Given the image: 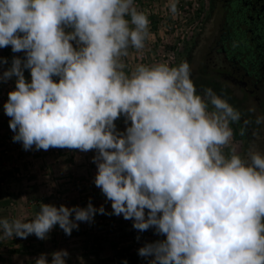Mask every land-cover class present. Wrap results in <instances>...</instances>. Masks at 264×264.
Wrapping results in <instances>:
<instances>
[{
  "label": "clouds",
  "instance_id": "9594fccd",
  "mask_svg": "<svg viewBox=\"0 0 264 264\" xmlns=\"http://www.w3.org/2000/svg\"><path fill=\"white\" fill-rule=\"evenodd\" d=\"M148 26L134 0H0V48L24 53L0 75L16 78L3 106L13 142L95 150L94 184L112 209L43 203L30 221L0 219V238L47 240L57 225L70 236L97 214L122 215L163 237L138 249L148 264H264V156H225L241 113L212 89L198 94L187 61L125 73L121 58L145 47ZM49 255L50 264L69 258L61 249L35 264Z\"/></svg>",
  "mask_w": 264,
  "mask_h": 264
},
{
  "label": "rangeland",
  "instance_id": "374dc122",
  "mask_svg": "<svg viewBox=\"0 0 264 264\" xmlns=\"http://www.w3.org/2000/svg\"><path fill=\"white\" fill-rule=\"evenodd\" d=\"M145 1L148 6H152L151 9L146 8L150 13H146L144 8L137 10L147 15L150 34L142 50L130 47L128 55L121 58L125 64L124 71L129 75L141 64L154 66L165 63L170 67L179 66L192 46L193 36L200 30L206 8V0H178V12L173 16L168 9L170 0ZM163 55L166 57L163 58ZM14 56L23 58L24 53H13L11 46L0 48V59L8 62L0 66V75L11 66ZM200 59L201 54L197 51L188 62L196 89L200 83L195 80L200 72L205 71L201 70L203 65ZM203 68L205 69L204 66ZM24 76L30 82L29 70H25ZM13 90L15 77L7 82L0 81V130L5 128L6 132H12L8 136L0 135V219L30 221L35 218L43 203L57 207H87L89 200L94 207L104 205L111 212V202H106L105 196L94 184L97 167L92 162V157L95 150L84 153L79 150L50 148L43 154L41 150L25 151L21 143L13 142L14 132L9 127V121L4 119L10 120L11 117L5 114L3 107L8 101V93ZM217 92L215 89L216 95ZM209 110H214L210 104ZM117 122V130L125 131L128 126L125 118L121 116ZM235 123L229 124L233 135L229 144L222 149L225 156H230L233 152L245 160L249 159V152H258L264 156V132L254 130L253 138L246 139L244 132L236 130ZM52 164L55 165L53 170ZM76 164L82 166L75 167ZM89 164L93 165L92 169L88 167ZM7 167H11L13 172L12 180L7 178L10 177L6 174L9 173ZM28 168L31 170L28 171ZM15 173H19V176L14 177ZM37 181L41 182V186H46L45 191L34 189ZM52 183L55 185L51 186ZM16 191L27 196L18 202L16 195L12 198ZM40 191L43 197L50 193L51 201H36L35 197ZM67 192L73 194V200L68 199ZM11 202L14 203L13 206L10 205ZM132 224V220H125L122 215L97 214L91 224L80 222L79 230L74 229L70 236L65 235L57 225L48 234L47 240L38 239L34 234L26 239L15 236L0 238V264H35L34 260L40 254H50L61 249L69 252L66 264H123L124 260H127V264H148L147 259L138 255V249L145 242L163 237L155 235L152 229L140 233ZM137 236L140 237L139 240L136 239ZM48 260L50 264V255Z\"/></svg>",
  "mask_w": 264,
  "mask_h": 264
},
{
  "label": "flooded vegetation",
  "instance_id": "af4514ba",
  "mask_svg": "<svg viewBox=\"0 0 264 264\" xmlns=\"http://www.w3.org/2000/svg\"><path fill=\"white\" fill-rule=\"evenodd\" d=\"M202 19L181 63L200 52L197 93L217 89L241 113L236 130L252 139L264 132V119L256 123L264 118V0H206Z\"/></svg>",
  "mask_w": 264,
  "mask_h": 264
},
{
  "label": "crops",
  "instance_id": "0c3cea01",
  "mask_svg": "<svg viewBox=\"0 0 264 264\" xmlns=\"http://www.w3.org/2000/svg\"><path fill=\"white\" fill-rule=\"evenodd\" d=\"M16 79V78H15ZM53 79L54 80H56V79H58V78H56V77H53ZM5 119V121H9V119H7V118H4ZM118 122L117 121H115V124H117ZM5 124V123H4ZM6 125V124H5ZM118 125V124H117ZM5 129V128H4ZM4 129H1L2 130V132H0V135L1 134H3L4 136L6 135V136H8L10 133H12V132H6ZM0 130V131H1ZM3 130L5 131V132H3ZM37 151V150H36ZM44 151V152H43ZM38 152H40V150H38ZM41 152L43 153V154H45V150H41ZM45 156H47V155H45ZM45 156L43 157V158H45ZM49 158V157H48ZM50 161H52V160H50ZM28 166V165H27ZM79 166H82V165H78V164H76L75 165V167H79ZM52 170H53V167H55V165H53L52 164ZM88 167H90L91 169L93 168V165L92 164H89V166ZM95 167H96V165H95ZM11 168V167H10ZM10 168H6L8 171H9V173H6L8 176H10V177H7V178H12L11 176L13 175V172L11 171V169ZM13 168V167H12ZM13 170V169H12ZM31 169H29L28 168V171H30ZM7 172V171H6ZM6 178V179H7ZM38 179V178H37ZM39 179H40V177H39ZM12 180V179H11ZM17 185V184H16ZM55 184L54 183H52L51 184V186H54ZM33 188V187H32ZM44 188H46V186H41V182L40 181H37V184H36V187L34 188V189H37V190H41V191H45L44 190ZM80 188H82V187H80ZM79 188V189H80ZM17 189H19L18 187H17ZM41 191L40 192H38V196H36L35 198H36V201H41V200H46V202H48L51 198L49 197V195H50V193H49V195L48 196H42V193H41ZM80 191V190H79ZM20 192V191H19ZM19 192H15L14 193V195H12V198L14 197L15 198V195H16V198H18V202L19 201H22V199L24 198V197H26L27 195H25V194H19ZM79 193V192H78ZM66 195H67V197H68V199L69 200H73V198H71V197H73V194L71 195L70 194V192H67L66 193ZM51 201V200H50Z\"/></svg>",
  "mask_w": 264,
  "mask_h": 264
},
{
  "label": "built area",
  "instance_id": "2783aa9c",
  "mask_svg": "<svg viewBox=\"0 0 264 264\" xmlns=\"http://www.w3.org/2000/svg\"><path fill=\"white\" fill-rule=\"evenodd\" d=\"M134 5L136 6L137 9H139V8H144V9L150 8L151 9L152 8L151 5L148 6V4H146V1L145 0H134ZM146 10H147L146 13H150V10H148V9H146ZM149 23H150V21H149ZM165 57H166V55H163V58H165ZM15 174L16 175L14 177L19 176V173H15ZM10 205L13 206L14 203L11 202Z\"/></svg>",
  "mask_w": 264,
  "mask_h": 264
}]
</instances>
